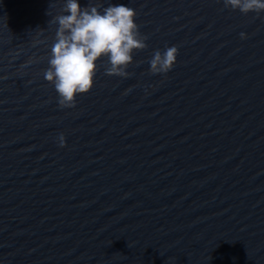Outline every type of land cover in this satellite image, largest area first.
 Listing matches in <instances>:
<instances>
[{
  "label": "water",
  "instance_id": "obj_1",
  "mask_svg": "<svg viewBox=\"0 0 264 264\" xmlns=\"http://www.w3.org/2000/svg\"><path fill=\"white\" fill-rule=\"evenodd\" d=\"M80 2L134 9L147 47L61 106L64 0H0V264H264V12Z\"/></svg>",
  "mask_w": 264,
  "mask_h": 264
},
{
  "label": "clouds",
  "instance_id": "obj_2",
  "mask_svg": "<svg viewBox=\"0 0 264 264\" xmlns=\"http://www.w3.org/2000/svg\"><path fill=\"white\" fill-rule=\"evenodd\" d=\"M223 3L244 15L264 12V0H223ZM135 17V10L124 4L82 6L80 0H64L62 13L54 18L55 39L43 73L44 79L53 84L61 106L74 104L78 95L92 90L98 66L105 59L109 65L107 74H127L134 52L147 47ZM177 54L175 46L156 50L149 61L150 71L154 74L171 71ZM59 144L65 145L63 134L59 136Z\"/></svg>",
  "mask_w": 264,
  "mask_h": 264
}]
</instances>
